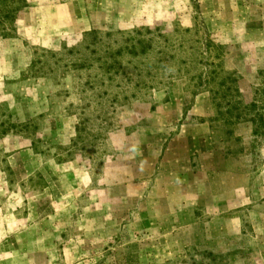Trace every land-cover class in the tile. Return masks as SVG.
<instances>
[{
    "label": "rangeland",
    "instance_id": "rangeland-1",
    "mask_svg": "<svg viewBox=\"0 0 264 264\" xmlns=\"http://www.w3.org/2000/svg\"><path fill=\"white\" fill-rule=\"evenodd\" d=\"M0 264H264V0H0Z\"/></svg>",
    "mask_w": 264,
    "mask_h": 264
}]
</instances>
